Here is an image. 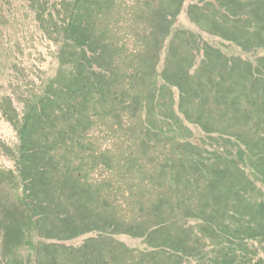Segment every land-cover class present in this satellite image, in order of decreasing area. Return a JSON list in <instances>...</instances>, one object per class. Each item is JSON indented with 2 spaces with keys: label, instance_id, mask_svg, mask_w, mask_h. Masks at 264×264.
<instances>
[{
  "label": "trees",
  "instance_id": "16d2710c",
  "mask_svg": "<svg viewBox=\"0 0 264 264\" xmlns=\"http://www.w3.org/2000/svg\"><path fill=\"white\" fill-rule=\"evenodd\" d=\"M187 1L32 2L59 45L58 70L20 100L21 112L10 97L1 104L19 130L9 153L18 160L28 221L13 237L7 231L9 254L0 264H27L15 258L23 249L36 264H60L56 253L65 245L33 238L73 239L101 210L112 236L142 237L147 248L116 247L113 238L102 261L84 264H264V56L242 62L205 43V60L192 74L199 55L184 52L199 44L177 27ZM190 1L187 14L202 30L247 49L264 46V28L242 33L254 0H218L215 12L228 13L219 21L206 15L217 0ZM181 118L209 134L222 126L229 136H210L205 157L184 140ZM93 171L102 177L91 180ZM50 186V202H39ZM116 207L120 219L104 213ZM51 216L59 220L55 230L45 225Z\"/></svg>",
  "mask_w": 264,
  "mask_h": 264
},
{
  "label": "rangeland",
  "instance_id": "374dc122",
  "mask_svg": "<svg viewBox=\"0 0 264 264\" xmlns=\"http://www.w3.org/2000/svg\"><path fill=\"white\" fill-rule=\"evenodd\" d=\"M33 1L34 0H0V260L2 256L9 254L7 247L10 237L8 236L7 240V235L11 233V237L15 236L20 226H24L26 221H28L25 213L26 207L23 202L24 197H22L21 186L17 184L18 160L16 159V162L14 154L11 155V153H9L12 148L17 149L19 144V130L14 126V123L9 121L10 119L8 120L4 116L1 104L5 99L10 97L14 101L15 107L21 112L20 100H24L26 96L32 92H37L43 81L49 77L55 76L58 70L57 56L59 55V45L40 27V24L36 20L34 9L32 8ZM243 1L244 0H241V2ZM190 3V0L186 2L185 9L178 18L177 27L186 32H190L188 34H193L196 44H199L196 50L185 49L184 52L189 55H196V53L199 55L191 70L192 74L197 71L200 61L203 62L205 60L203 59L205 58L204 49H201V46L203 48L205 43L219 49L223 56L242 62L246 60L256 63L258 58L264 56V46L258 47L257 49H247L244 46H239L234 42L222 38L219 33L212 34L202 30L195 20L187 14V7ZM239 4L240 3H236V6ZM242 4L247 5L244 3ZM220 5L221 3L218 0L214 1L211 7V9H213V15L209 14L210 12L206 15H208V17L212 16V19L219 21L220 17L228 14L224 8L215 12L216 9H219L218 7ZM254 5L255 7H253ZM238 8L236 7L237 10H239ZM250 8H252L248 9L250 13H247L245 17V20L249 22V24H246L242 33L244 31L248 32L256 27L264 28V23L260 21L259 16L260 13H264V4H261V0H254ZM242 22H244L243 18ZM238 32L237 30V33ZM242 33L240 34L243 37ZM171 43L172 36L168 37L164 49L161 50L162 62L169 53ZM177 44L180 43L177 42ZM208 88L213 89L214 86L209 85ZM176 93L178 95L177 91ZM206 93L210 94L207 89ZM177 95L175 94V98L178 103ZM169 108L171 109V107ZM169 111L170 110L166 109L164 115L176 118L175 115H170ZM17 116L18 115H16V117ZM20 117H23V114H21ZM182 118V124H184L182 125L183 132L188 134V138L186 137L184 140L187 141V143L191 142L195 144V146L202 151L204 149L209 152L213 150L212 148H208L209 145H207V143L211 142V137H215L217 135L216 133L222 132L229 136V131L225 130L222 126L216 128L217 132L209 134L206 133L202 127L187 122ZM243 123L244 120L239 121L234 117V124L240 126ZM250 125L246 128L247 131ZM185 126L187 129L184 128ZM184 135L186 136V134ZM96 138L99 139L102 150V136L97 133ZM103 148H105V146ZM209 152L203 151L202 153L205 154V157H210L211 154ZM99 156L102 157V154ZM91 177L93 178L91 180L96 181L100 179L102 175L98 172L94 173L93 171L91 172ZM260 186L262 185L258 183V187ZM52 188L51 186L47 189L43 188L42 192H38V197H41L39 202L44 201L47 204L50 202ZM260 193L261 196H264V186ZM77 197L82 199L83 202L84 199L86 200L84 196ZM262 199H264V197H262ZM119 209L123 211V208L120 207ZM119 209L116 207L115 211L108 210L107 212L104 211V213L114 215V218L120 219L121 213ZM133 210L134 212L137 211L136 209ZM145 214L146 213H144V216ZM102 218V210L101 213H95L90 216V221L88 223H83L85 225L84 232L79 233L78 236L73 239L58 241L44 236H37L33 239L41 238V240L46 243L57 242L65 245L64 248H59L56 253L57 261L60 262V264H84L85 261H102V252L106 254V252L110 251L107 246H110V241L113 238L115 243L112 244L116 247L118 246L117 244H120V246L123 245V249L145 250L147 248V244L142 237H132L129 234L126 235L122 233L112 236V231H110L109 228L102 227ZM48 220L49 223H46V226L50 225L54 227V230L58 228L59 220H53V216H51V219L48 218ZM91 222L98 224L99 230L93 229L94 227ZM6 227H8V229ZM101 230L102 233L99 232ZM25 241L26 239H23L20 242L21 244H25ZM252 247L255 246L253 245ZM23 250L19 258L16 256L15 258L17 260H22L23 256H25L27 264H36L30 254V250ZM73 256H76L77 259ZM72 258L74 259L72 260ZM124 260L125 259H122V262H124Z\"/></svg>",
  "mask_w": 264,
  "mask_h": 264
}]
</instances>
